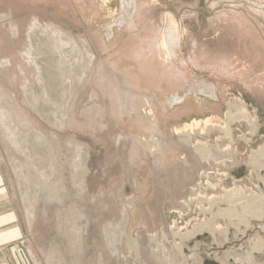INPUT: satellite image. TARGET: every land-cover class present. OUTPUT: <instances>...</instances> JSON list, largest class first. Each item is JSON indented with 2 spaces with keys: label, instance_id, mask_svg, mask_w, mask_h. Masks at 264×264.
Wrapping results in <instances>:
<instances>
[{
  "label": "rangeland",
  "instance_id": "374dc122",
  "mask_svg": "<svg viewBox=\"0 0 264 264\" xmlns=\"http://www.w3.org/2000/svg\"><path fill=\"white\" fill-rule=\"evenodd\" d=\"M255 2L259 3L258 6ZM240 22H243L245 27H241ZM49 31H56L57 35L59 31V34L61 32L67 37L63 47L70 52L69 55L75 57H72L73 62L68 64L67 68L72 70V66H78L74 67L75 72L72 70L74 73L68 78H65L67 73L62 74L54 67L53 63H56L53 58L46 64L48 50L43 54L40 39L37 40L36 35H32L34 32L44 34ZM147 39L155 41L153 51L160 56L163 63L171 65L177 72L172 75H178V79L172 76L169 82L164 81L159 88L157 85L146 83L149 88L155 89L154 92L140 91L128 84L132 75L141 76L150 82L140 71L139 62L128 55L137 48L146 46ZM146 53L147 56L152 54ZM177 80H181L180 85ZM95 81L100 83L101 87ZM87 83L93 86V89L88 87ZM109 90H112V95L121 99L120 102L125 101V106H122L124 117L123 114H113L112 110L116 104L110 98ZM24 95L28 97L25 98ZM134 96H140L152 103L141 106L139 114L131 105L130 97L132 99ZM126 100L130 103L127 104ZM63 104L69 105L65 123H69L70 119L73 120V125L62 129L50 124L48 117H53L55 111L60 112ZM97 104H102V110L97 117L107 128L99 130V133H92L87 126H91L90 120L94 119L91 112H95L92 110ZM72 107L74 111L70 109ZM234 113H237V117H249L251 126L238 120L229 124L228 115ZM0 114L3 125L0 126V176L6 191L3 199L5 203L7 201L8 210L16 218L15 226H18L22 233V238L16 243L21 253L20 264H36L31 252L38 262L49 264V253L55 249L51 246L57 237V223L53 213L55 209H49V222L43 223L39 219L40 210L37 207L41 191L39 189L42 187L36 181H39L40 175L34 161L25 157L26 148H29L26 142L28 141L30 147L37 142L36 131L47 134L50 142L52 135H55L62 143L71 140L76 141V145L83 143L86 150L83 153L87 168L86 192L84 198L79 201L71 191L70 194L73 193L74 196H71L69 202L75 203L73 205L83 212L86 210L88 213H103L101 235L104 226L108 228L121 223L123 215L120 205L125 204L129 212V203L136 198L132 175L136 177L141 189L146 185L145 170L137 172L128 164L129 169L124 168V161L128 163L131 154L129 152L137 143L136 138L144 143L143 149L147 146L150 150L147 156L146 153L143 154L145 150H142V154L148 164L152 165L154 157L150 152L157 149V141L166 137L171 144L168 143L171 147L169 154L174 152L178 163L176 167L169 165V168L163 171V174L169 177L174 174V170L182 175L191 172V169L201 168L197 148L220 151V159H213L212 164L199 172L201 175L198 178L187 179L191 185L179 191L183 199H177L165 190V195L161 199L158 197L157 211L152 213L148 210L149 215H145L144 208L148 206L146 197L141 192L138 202L134 204V211L139 214L140 221L131 238L140 240L141 235L149 238L157 234L155 237H158V241L153 243L155 246L160 245L161 251L158 255L162 258L173 253L169 243L180 245L184 252L179 259H174L175 264H188L185 262L190 256V243L195 240V237L186 240L181 238H186L194 228L209 222L215 231L220 232L210 234L211 238H215L217 242L220 236H225L226 239L225 244L213 248L210 254L220 253L223 256L225 252H230L243 255L251 248H264V217L259 219L256 216L262 215V209L264 212V0H0ZM20 116L24 121L20 120ZM120 117H123L124 121L122 124H116L118 122L114 120L118 121ZM87 120L90 121L89 124ZM226 127H229L231 138L225 134ZM146 128H149V132ZM124 138L126 142L122 140ZM122 141L126 144L121 143ZM121 156H125L124 159ZM256 161L260 170H256ZM24 177H29L33 182L36 179L35 184ZM151 177L157 193L159 188L163 189L160 186L164 184L159 180L158 174L151 173ZM27 182L33 186H29ZM240 198L244 200H239ZM153 200L155 198H149V201ZM32 202L37 206H33ZM65 205L66 208L64 205L58 206L63 209L64 214H68L69 204ZM154 206L153 203L151 207ZM244 207L250 209L249 213H245L244 221L240 223L246 210ZM34 208L37 210L33 211ZM221 211H229L226 213L230 216L226 214L224 218L218 217ZM232 211L237 212L239 217H233ZM27 212H30V215ZM130 218V224L137 219L131 214ZM69 222L66 218L64 230L66 226L68 228ZM168 228L171 240L167 237ZM128 237L130 238L129 235ZM13 246L15 245L11 244L9 247L6 264H19L11 251ZM70 246L69 243L68 256L66 253L63 255L62 251L57 254L60 255L62 264H75V260L81 256L77 249L72 251ZM93 247L95 252L87 255L82 264H98L99 253L96 250L101 247ZM103 250L104 261L113 264L114 260L109 257V251L104 245ZM260 255V259H253V264H264V249ZM123 257L126 264H144L132 254L124 253Z\"/></svg>",
  "mask_w": 264,
  "mask_h": 264
},
{
  "label": "bare ground",
  "instance_id": "6f19581e",
  "mask_svg": "<svg viewBox=\"0 0 264 264\" xmlns=\"http://www.w3.org/2000/svg\"><path fill=\"white\" fill-rule=\"evenodd\" d=\"M252 2H254V0H252ZM256 5L258 6V2H255ZM87 5V4H86ZM238 5V4H237ZM88 8V7H87ZM86 8V9H87ZM260 8V7H259ZM84 10V9H83ZM262 10V9H261ZM260 10V11H261ZM37 24V23H36ZM35 24V26H36ZM242 26H244V23L240 22L239 23ZM33 26V25H32ZM240 27V26H239ZM245 27V26H244ZM37 28V27H36ZM14 29V28H13ZM34 30V29H33ZM14 33H16L15 29L13 30ZM52 31V30H51ZM35 34L32 33L33 37L35 36V39L39 40L41 42V46H43V54H46V49L48 50L47 55L49 54V56H47L48 58L45 60L46 64L48 65V63L52 60V58L54 59V62L56 63V65L53 63L54 67H57L63 74L67 73V75H65V78H68V76L72 75L75 72V68H77L75 65L72 66V70H74V72L72 73V70L67 68L68 64H71L73 62V58L74 56L69 55L70 52L68 50L64 49V42H66L67 37L66 35L62 34L58 31V35L56 34V31L54 32H48V33H44V34H38L37 32H34ZM38 34V35H37ZM31 36V35H30ZM32 37V36H31ZM32 37V38H33ZM69 37V36H68ZM30 38V37H29ZM48 40H51V42H48ZM35 43V42H34ZM40 44V43H39ZM37 44V46L39 45ZM67 44V43H66ZM69 44V43H68ZM146 46L141 47V48H137V50L129 53L128 55H130V58H133L135 60H137L140 64V71H142V73L144 75H146L147 79L150 80V82H147V80H144L141 76H137V75H132V77L130 76L128 81L129 86L137 89V90H145V91H155L154 88H149L146 83H148L149 85H157L158 88L159 86H161V84L165 81L169 82L170 79H172L173 77H177L178 79V75H172L175 74L177 72H175L171 65L169 64H165L162 62V60L159 58L160 56L153 51L156 46L155 41H152V39H147ZM32 47V46H31ZM34 47V45H33ZM31 49V48H30ZM37 50V49H36ZM35 50V51H36ZM33 51V50H31ZM30 51V52H31ZM27 51H25L26 54ZM40 52V51H39ZM74 53V51H72ZM152 53L151 55L149 54L147 56V53ZM158 52V51H157ZM32 53V52H31ZM30 53V54H31ZM37 53V52H34ZM29 54V55H30ZM38 54V53H37ZM77 54V53H76ZM27 55V54H26ZM25 55V56H26ZM42 55V54H41ZM45 56V55H44ZM23 57V56H22ZM33 57V56H32ZM35 57V56H34ZM39 57V56H38ZM25 58V57H24ZM31 58V57H30ZM75 58V57H74ZM27 60V58L25 59ZM37 60V59H35ZM161 60V61H160ZM30 61V60H29ZM3 62V61H2ZM25 62V61H24ZM32 62V61H31ZM34 62V61H33ZM80 62V61H79ZM44 63V62H43ZM23 64V63H22ZM35 64V63H34ZM37 64V63H36ZM52 64V63H50ZM75 64V63H74ZM29 65V63H28ZM45 65V63H44ZM46 65V66H47ZM83 65V64H82ZM6 66V65H5ZM35 66V65H34ZM40 66V65H39ZM8 67V66H7ZM23 67H26L23 65ZM52 67V66H50ZM75 67V68H74ZM4 68V67H3ZM46 68V67H44ZM26 69V68H25ZM51 69H54L53 67ZM38 70V69H37ZM47 70V68L45 69ZM81 70V69H79ZM49 71V70H48ZM145 71L147 72V74H145ZM24 72V70H23ZM28 73V72H27ZM35 73V72H34ZM51 72H49L50 74ZM59 73V72H58ZM100 73V71L98 72ZM141 73V72H140ZM21 74V73H20ZM29 74V73H28ZM56 74V73H54ZM101 74V73H100ZM135 74V73H134ZM31 75V74H30ZM41 75V74H40ZM76 75V74H74ZM23 76V75H22ZM27 76V75H26ZM39 76V75H37ZM47 76H48V72H47ZM56 76V75H55ZM59 76V75H58ZM56 76V77H58ZM98 76V75H97ZM97 76L95 77V79L97 78ZM106 76V75H105ZM153 78H151V77ZM36 77V76H35ZM46 77V75H45ZM49 77V76H48ZM25 78V75H24ZM53 78V77H52ZM71 78V77H70ZM69 78V79H70ZM75 78V77H74ZM40 78H38L39 80ZM49 79V78H48ZM59 79V78H58ZM68 79V80H69ZM73 79V78H72ZM71 79V80H72ZM94 79V78H93ZM94 79V80H95ZM100 79V77L98 78ZM97 79V80H98ZM24 80V79H22ZM26 80V79H25ZM29 82V79H27ZM74 80V79H73ZM41 81V80H40ZM50 81V80H49ZM61 81V80H60ZM70 81V80H69ZM92 80H90L91 82ZM42 82V81H41ZM40 82V84H41ZM58 82V81H57ZM62 82V81H61ZM60 82V83H61ZM96 82V81H95ZM93 82V83H95ZM181 80H177V84L180 85ZM50 83V82H49ZM72 83V82H71ZM44 84V82H43ZM47 84V82H46ZM52 84V81H51ZM56 84V83H55ZM85 84V83H84ZM97 84V82H96ZM29 85V84H28ZM45 85V84H44ZM88 87L90 86L87 83ZM99 85V87H101V84H97ZM30 86V85H29ZM48 86V85H47ZM53 86V85H52ZM86 86V85H84ZM26 87V86H25ZM61 87V86H60ZM91 87V86H90ZM93 87V86H92ZM91 87V88H92ZM32 88V87H30ZM45 89H48L47 87H44ZM56 88V87H54ZM63 88V86H62ZM65 88V87H64ZM72 89V88H71ZM84 89V88H83ZM86 89V88H85ZM93 89V88H92ZM101 89V88H99ZM204 89H207L206 87H204ZM26 90V89H24ZM158 90V89H157ZM28 91V90H27ZM44 91V90H43ZM159 91V90H158ZM50 92V91H49ZM62 92V91H61ZM72 92V91H71ZM109 92L111 93L110 98H112V101L115 105L113 111V114H119L120 116H122L123 112H122V106H125V101L118 98V96L116 95H112V90H109ZM211 92L213 93V90L211 89ZM24 93L26 94V92L24 91ZM46 93V92H45ZM69 93V92H68ZM65 94V93H64ZM136 94V93H135ZM49 95V94H48ZM145 95V94H144ZM25 96V95H24ZM31 96V95H30ZM47 96V95H46ZM28 97V96H27ZM25 96V98H27ZM58 97V96H57ZM132 97V95H131ZM130 97V101H131V105L133 106V110L136 111L137 113H141L138 112L139 109H141L140 107L143 105H147L149 102L152 103L150 100H144L143 98H140V96H134L132 99ZM147 97V96H145ZM33 98V97H32ZM46 98V97H45ZM55 98V97H54ZM67 98V97H66ZM72 98V97H71ZM105 98V97H104ZM43 99V98H42ZM116 99V100H113ZM129 99V98H128ZM27 100V99H25ZM46 100V99H45ZM48 100V99H47ZM72 100V99H71ZM104 100V99H103ZM118 100V101H117ZM33 101V100H32ZM52 101V100H51ZM82 101V100H81ZM102 101V100H101ZM111 101V100H110ZM29 102V101H28ZM38 102V101H37ZM40 102V101H39ZM54 102V100H53ZM52 102V103H53ZM66 102V101H65ZM64 102V103H65ZM103 102V101H102ZM127 102V100H126ZM17 103V102H16ZM30 103V102H29ZM36 103V101H35ZM99 103V102H98ZM119 103V104H118ZM122 103V104H120ZM130 102H127V104ZM18 104V103H17ZM44 104V103H43ZM51 104V103H50ZM56 104V103H55ZM54 104V105H55ZM78 104V102H77ZM104 104V102H103ZM118 104V105H117ZM154 104V103H153ZM32 105V104H31ZM61 105V104H60ZM64 105V104H63ZM74 105V104H73ZM130 105V104H129ZM152 105V104H151ZM69 105H64V107H62L58 112L55 111L53 117H51V115L48 117V121L50 122V124H54L55 126L59 127V128H65L68 126H72L73 125V120L68 119L69 123H65V118H67V114H68V108ZM72 106V105H71ZM75 106V105H74ZM96 106V107H95ZM107 106V105H106ZM14 107V106H13ZM38 107V106H37ZM36 107V108H37ZM77 106H75L76 108ZM93 107H95L92 111L95 112H91L93 113V117L94 119L90 120L91 121V126H87L88 128L91 129L92 133H99V130H104L105 124H103L104 122L101 123V119H99L97 116L99 115V111L102 110V104H97L94 105ZM128 107V106H127ZM131 107V106H130ZM31 108V107H30ZM52 108V106H51ZM78 108V107H77ZM125 108V107H124ZM20 109V108H19ZM35 109V108H34ZM38 109V108H37ZM50 109V108H48ZM47 109V110H48ZM70 109H73L70 108ZM51 110V109H50ZM39 111V110H38ZM74 111V109L72 110ZM70 110V112H72ZM76 111V110H75ZM141 111V110H140ZM21 112V111H20ZM26 112V111H25ZM40 112V111H39ZM38 112V113H39ZM49 112V111H48ZM52 112V111H51ZM108 112V111H107ZM106 113V111H105ZM125 113V112H124ZM135 113V112H134ZM26 114V113H25ZM24 114V115H25ZM50 114V113H49ZM63 114V115H60ZM74 114V113H73ZM72 114V117H73ZM86 114V113H84ZM136 114V113H135ZM235 114V115H234ZM234 114H229L228 115V122L229 124H232L234 121L238 120L240 122H244L246 123L249 127L251 126V121L249 117H237V113ZM45 115V114H44ZM89 115H91L89 113ZM138 115V114H137ZM19 116V115H18ZM17 116V117H18ZM76 116V115H75ZM85 116V115H84ZM125 115L123 114V117ZM25 117V116H24ZM69 117V116H68ZM77 117V116H76ZM91 117V116H90ZM111 117V116H110ZM122 117V118H123ZM20 120L22 119V121H24L23 118H21V116L19 117ZM18 118V121H19ZM26 118V117H25ZM47 118V117H46ZM71 118V117H70ZM75 118V117H74ZM73 118V119H74ZM86 118V117H85ZM106 118V116H105ZM113 118V117H112ZM121 117L118 119V121L115 119L114 122H118L116 124H122V122L124 121ZM138 118L140 120V117L138 115ZM137 118V119H138ZM27 119V118H26ZM72 119V118H71ZM77 119V118H76ZM87 119L88 116H87ZM243 119V120H241ZM75 120V119H74ZM101 120V121H100ZM142 120V118H141ZM145 120V119H144ZM2 118H1V114H0V126L2 124ZM17 121V122H18ZM21 121V122H22ZM29 121V120H28ZM47 121V120H46ZM80 121V119H79ZM89 120H87V123L89 124L90 122ZM20 122V121H19ZM86 122V121H85ZM14 123V122H13ZM26 123V122H25ZM140 123H142L140 121ZM145 123V122H144ZM17 124V123H16ZM15 124V125H16ZM20 124V123H19ZM77 124V122H76ZM84 124V123H82ZM86 124V123H85ZM87 124V125H88ZM148 124V123H147ZM154 124V123H153ZM156 124V123H155ZM18 125V124H17ZM31 125V124H30ZM104 125V126H103ZM143 125V123L141 124V126ZM150 125V124H149ZM140 127V124L138 125ZM145 126H147L145 124ZM144 126V127H145ZM153 126V125H152ZM156 126V125H155ZM14 127V126H13ZM16 127V126H15ZM18 127V126H17ZM77 127V126H76ZM79 127V126H78ZM85 127V125H84ZM86 127V128H87ZM110 127V126H109ZM143 127V126H142ZM1 128V127H0ZM26 128V127H25ZM25 128H23L24 130H26ZM31 128V126H30ZM69 128V127H67ZM83 128V126H82ZM107 128V127H106ZM105 128V130H106ZM141 128V127H140ZM150 128V127H149ZM149 128H146L147 130ZM156 128V127H155ZM229 127H226L224 129L225 134L228 138H231V132L228 129ZM21 129V128H20ZM81 129V128H80ZM84 129V128H83ZM142 129V128H141ZM158 129V128H156ZM2 130V129H1ZM15 130V129H13ZM31 130V129H30ZM61 130V129H60ZM159 130V129H158ZM157 130V131H158ZM210 130V129H209ZM33 131V130H32ZM31 131V132H32ZM90 131V130H89ZM146 131V130H145ZM162 131V130H160ZM16 132V131H15ZM35 132V131H34ZM149 132V130H148ZM163 132V131H162ZM161 132V133H162ZM223 132V131H222ZM164 133V132H163ZM189 133V132H188ZM191 133V132H190ZM7 134V133H6ZM23 134V133H22ZM29 134V133H28ZM27 134V135H28ZM196 134V133H195ZM200 134V133H199ZM47 135V134H46ZM45 135V133L43 134V132H37L36 131V138H37V142L33 143V145L31 144L32 147H30L28 141L27 143V147L26 148V155L25 157H28L29 160L34 161V166L37 170V172L39 173L40 176H42V178L39 176V181H36V179H34V182H38L39 186L42 187V189L40 188V194H39V198H38V207L37 209L40 210V221H42L43 223L45 222H49L50 220V211L49 209H51V207H53L55 209V211L53 213L54 214V219L55 222L57 223L56 225V240H54V242L52 243V249L51 253H49V264H62L63 262H61L60 260V255L58 256V252H61L63 255L66 253L68 256L67 251L68 250V245L69 243L71 244V249L72 251L74 249H77L80 253L81 256L78 257L75 260V264H82V261L86 260L87 255L92 254L93 252H95V249H93V245H95V248H97V246L99 245L101 248L97 249L96 251L99 253V257H98V264H107L104 261V257H105V250H103V245L106 246V248L109 251V257L112 258L114 261L113 264H126V260L123 257L124 253L125 254H132V256H135L138 260L142 261L144 264H175L173 261L174 259H179L182 254H183V247L176 246V245H172L170 244V250L173 253H170L172 255H170L169 257L164 256L163 258L158 255V252L161 251V247L159 246H155L153 242H157L158 241V237H149V238H144V236L141 235V239L140 240H136L133 237V231L134 229L139 225V215L136 214L137 211H134V204L136 205V203L138 202V198L139 195L141 194V192L143 193L144 197H146V205L148 206V208H144L145 211V215H149L148 210H150V212L155 213L157 211L156 209V203L158 202V197L161 199V197H163L165 195V190L168 191V193L173 194V196L180 197V189H182L183 187H188L191 185V182L188 181V178H192L193 180H195L196 178H198V176H200L201 174H199L200 171H202L206 166L212 164V160L213 159H220V157L222 156V153L220 151H211L209 149L206 148H197L196 149V153L198 155V157L200 158V163H201V168L200 169H191V172H187L186 174H180L181 172L174 170V174L171 175L170 177L166 174H163V171L167 170L169 167V165L171 166H175L178 165L177 160L174 158V152L173 154H169L171 147L168 145V140H166V137H164V139L160 138V141H157V143L155 144L156 146V150L150 152V155L153 156L154 158L152 159V165L148 164V162L145 160V157H143V154L146 153L149 154L148 152V147L146 146V149H143V144L141 143L140 140H138L137 138L135 139V141H137V143L133 146V148H128L131 149V153L130 154V160L128 161V163H126L124 161V168L125 169H129V166L131 165L132 167L135 168V170L138 172H141V170H145L147 174H145V183L146 185L142 187L138 184V181H136V177L132 175L133 178V185L136 189V198L132 200V202H130V209L129 212L127 211V208L125 207V204L120 205L122 207V212L121 215H123L122 217V221L121 223L119 222V224L117 223V225L111 226V227H106L104 226L103 228V236L101 235L102 229H101V225L103 224V219L102 215L103 213H101V211H96L97 214L94 213H88L83 212L79 209H77L72 203L71 201L69 202L71 196L76 197L79 201L84 198L85 196V177L87 174V168H86V161H85V157L83 156V153L86 151L83 143H79V145H76V141L73 142V140H71L70 142H66V143H62L58 140V138L55 135H52V137L50 138L52 141H49V138ZM51 135V134H50ZM94 135V134H93ZM134 135V134H133ZM141 135V134H140ZM6 136V135H5ZM4 136V137H5ZM19 136V135H18ZM32 136V135H31ZM95 136V135H94ZM99 137H102L101 135H98ZM97 136V137H98ZM162 136V135H161ZM160 136V137H161ZM165 136V134H164ZM17 137V136H16ZM98 137V140H99ZM31 138V137H30ZM135 138V137H134ZM8 139V138H7ZM73 139V138H72ZM133 139V137H132ZM26 140V139H24ZM35 140V138H34ZM101 140V139H100ZM125 140L126 139H122ZM17 142L20 140H16ZM66 141V140H65ZM110 141V140H109ZM139 141V142H138ZM149 141V140H148ZM24 142V141H23ZM125 142H121V143H125ZM6 143V141H5ZM25 143V142H24ZM61 143V144H60ZM120 143V144H121ZM190 143V142H189ZM20 144V143H18ZM78 144V143H77ZM126 144V143H125ZM134 144V143H133ZM170 144V143H169ZM16 145V144H15ZM129 145V142H128ZM171 145V144H170ZM191 145V144H190ZM17 147V145H16ZM20 147V146H19ZM85 147H87L85 145ZM131 147V146H129ZM182 147V146H181ZM8 148V147H7ZM22 148V147H21ZM124 148H126L124 146ZM19 149V148H17ZM121 150V149H120ZM142 150L145 152H143L142 154ZM20 151V150H19ZM127 151V150H126ZM130 151V150H128ZM127 151V152H128ZM150 151V150H149ZM9 152V151H8ZM120 152V151H119ZM128 153V154H129ZM88 154V153H87ZM86 154V155H87ZM77 155L78 158L76 157ZM85 155V154H84ZM124 155V154H123ZM145 155V154H144ZM24 156V155H23ZM127 156V155H126ZM149 156V155H148ZM172 156V157H171ZM89 157V156H88ZM122 157V156H121ZM125 157V156H123ZM122 157V158H123ZM77 158V159H76ZM121 158V159H122ZM152 158V157H151ZM124 159V158H123ZM122 159V160H123ZM27 160V158H26ZM194 161V160H193ZM15 163V162H14ZM130 163V164H129ZM258 161H256V170H260L261 168L259 167V165L257 166ZM129 166H128V165ZM28 165V162H27ZM18 166V164H17ZM33 166V165H31ZM180 166V165H179ZM22 167V166H21ZM28 168V167H27ZM34 168V169H35ZM22 169V168H21ZM20 169V170H21ZM33 169V168H32ZM33 169V170H34ZM19 170V169H18ZM27 170V169H26ZM32 170V171H33ZM30 171V169H29ZM19 172V171H18ZM28 172V171H27ZM144 172V171H143ZM31 173V171H30ZM37 173V174H38ZM151 173L152 174H158V176H160L159 180H161V182L164 184V186H160L163 187L158 189V192L156 193L155 190V186L154 185V180L151 177ZM21 174V173H20ZM29 174V173H28ZM36 174V173H34ZM199 174V175H198ZM24 176V175H23ZM31 176V175H30ZM38 176V175H36ZM154 176V175H153ZM28 179H30L29 177H27ZM26 177H24V179L27 180ZM23 179V180H24ZM33 179V178H32ZM26 180H24L26 182ZM38 180V179H37ZM167 180V181H166ZM30 181H32L30 179ZM167 183H166V182ZM198 181V179L196 180ZM23 181H20V183ZM33 181L32 183L35 184ZM194 182V181H193ZM24 183V182H23ZM28 184H30L29 182H27ZM87 183V182H86ZM26 184V183H24ZM33 184L29 185V186H33ZM197 184V183H196ZM162 185V184H161ZM28 186V185H27ZM36 186V185H35ZM87 186V185H86ZM35 188V187H33ZM32 188V189H33ZM28 190V189H27ZM37 190V189H36ZM183 190V189H182ZM192 190V189H191ZM35 191V190H34ZM71 191L74 192L71 193ZM31 192V189H30ZM121 192V191H120ZM156 193V194H155ZM132 194V193H130ZM128 194V197H130ZM24 196V194H23ZM28 196V195H27ZM157 196V198H156ZM26 197V196H25ZM24 197V198H25ZM114 197V196H113ZM152 197L153 199L155 198V200L153 201H149V198ZM31 198V197H30ZM100 198V197H99ZM132 198V197H131ZM181 199H183V197H180ZM29 199V197L27 198ZM185 199V198H184ZM226 199V198H225ZM242 198H240L239 200H241ZM173 200V199H172ZM180 200V199H179ZM232 200V199H231ZM244 200V198L242 199ZM253 200V199H252ZM33 201V199H32ZM77 201V200H76ZM117 201V200H116ZM176 201V200H175ZM230 201V199H229ZM28 202V201H27ZM75 202V201H74ZM82 202V201H81ZM124 202V201H123ZM161 202V201H160ZM178 203V201H176ZM225 202V201H224ZM231 202V201H230ZM230 202H226L229 203ZM233 202V201H232ZM235 202V201H234ZM243 202V201H242ZM30 203V202H29ZM108 203V202H107ZM154 203V208L151 207V205ZM239 203V202H237ZM236 203V204H237ZM37 204V203H36ZM65 204H69V207H67V212L68 214H64L63 209L59 208L58 205H64V207L66 206ZM122 204V203H121ZM140 204V203H139ZM160 204V203H159ZM235 204V203H234ZM241 204V202H240ZM243 204V203H242ZM263 204V203H262ZM31 205V204H30ZM33 205V202H32ZM35 205V204H34ZM33 205V206H34ZM81 205V204H79ZM91 205V204H90ZM37 206V205H35ZM78 206V205H77ZM119 206V207H120ZM61 207V206H60ZM100 207H102L100 205ZM213 207V205H212ZM231 207V206H230ZM242 207V206H241ZM66 208V207H65ZM64 208V209H65ZM233 208V207H232ZM244 208L246 210H244ZM243 210L245 211L243 215V217L241 216V220L240 223H242L244 221V216L245 213H249V209L250 207H244ZM253 208V207H251ZM36 208L33 209V211ZM36 209V210H37ZM85 209V208H84ZM28 210V209H27ZM101 210V209H100ZM104 210V209H103ZM143 210V209H142ZM209 211V210H208ZM252 211V210H251ZM32 212V209H31ZM95 212V211H93ZM219 212V211H218ZM226 212L229 213V211H225V212H220L219 215H217L218 217H225L226 216ZM28 214L30 212H27ZM39 213V212H38ZM133 215V217L137 218L135 219L132 224H130L131 218H130V214ZM233 217H239L236 213L237 212H233ZM251 213V212H250ZM262 215H256L257 218L262 219L264 217V212L263 209L261 210ZM27 214V215H28ZM33 214V213H32ZM31 214V215H32ZM236 214V215H235ZM30 215V214H29ZM36 215V214H35ZM38 215V214H37ZM229 215V214H227ZM255 215V214H254ZM34 216V215H33ZM67 216V217H66ZM230 216V215H229ZM254 216V217H256ZM29 218V216H27ZM104 217V216H103ZM228 217V216H227ZM253 217V216H252ZM253 217V218H254ZM31 218V217H30ZM29 218V219H30ZM37 218V217H36ZM66 218H68V221H70L69 223H67L68 228L66 226L65 230L63 229V224L66 223ZM231 218V217H229ZM38 219V218H37ZM32 222V221H31ZM37 224L39 222V220L36 221ZM108 222V221H107ZM36 224V223H35ZM106 224V223H105ZM104 224V225H105ZM129 224H130V228H129ZM34 225V224H33ZM211 222L201 225V226H197V228H194L193 232L191 234H189L186 238H181V240H186L192 237H195V240L190 243L191 246V251L188 252V254L190 255L189 257L186 258L185 263L188 264H207V259L212 260L217 262V264H253V259H260L261 255V251L264 249L262 248V246L260 248L256 247L253 249L251 248V250L243 253V255H238L236 253L234 254H230V252H225L224 254H222L223 256H221V254H210V251L214 248L216 249V247L218 246H222V244H225L224 242H226L225 236H220L219 241L217 242V240H215V238H211L212 236L210 234H215V233H219V231H215L214 227ZM110 226V225H109ZM43 227V226H42ZM35 228V227H34ZM36 230V229H35ZM50 231V230H49ZM51 233V232H50ZM167 237L171 240V235H170V231L169 228L167 230ZM54 234V233H53ZM235 234V233H234ZM128 235L130 236V238L128 237ZM41 236V235H40ZM178 236V235H177ZM103 237H104V241L105 244H103ZM176 237V236H175ZM206 237H209V239H205ZM233 237V236H232ZM173 238V237H172ZM43 239V238H42ZM167 239V240H169ZM52 240V239H51ZM53 241V240H52ZM63 242V243H62ZM170 242V241H168ZM41 243V242H40ZM49 243V241H48ZM47 245V244H46ZM51 245V244H50ZM255 245V244H254ZM169 246V245H168ZM43 247V246H42ZM46 247V246H45ZM50 247V248H51ZM64 248V250H62ZM70 249V248H69ZM213 249V250H214ZM60 250V251H59ZM257 251H260L259 253ZM107 252V250H106ZM170 252V251H169ZM78 253V252H76ZM75 253V254H76ZM241 253V252H240ZM263 254V252H262ZM31 255L33 257V259L35 260L36 264H42L40 262H38L35 257L33 256L32 252ZM52 255V256H51ZM164 255V254H163ZM70 256V255H69ZM78 256V254H77ZM207 256V257H206ZM48 257V256H47ZM46 257V258H47ZM66 257V256H65ZM89 257V256H88ZM107 257V255H106ZM256 257V258H255ZM109 258V259H110ZM72 259V257H71ZM67 260V257H66ZM74 260V259H73ZM96 260V259H95ZM107 260V259H106ZM111 260V259H110ZM134 260V258H133ZM69 261V260H68ZM109 261V260H107ZM90 262V261H89ZM94 262V261H93ZM135 262V261H134ZM110 263V262H109ZM47 264V263H46ZM72 264V263H71ZM140 264V263H139ZM176 264H180L179 262H177Z\"/></svg>",
  "mask_w": 264,
  "mask_h": 264
},
{
  "label": "crops",
  "instance_id": "0c3cea01",
  "mask_svg": "<svg viewBox=\"0 0 264 264\" xmlns=\"http://www.w3.org/2000/svg\"><path fill=\"white\" fill-rule=\"evenodd\" d=\"M6 194L4 189L3 178L0 176V199L2 200ZM9 206L7 201L5 203L0 201V264H6V260L9 258V247L10 245H15L12 248V253L18 259L20 264L21 253L19 251V246L16 243L22 238L21 230L18 226H15L16 218L8 210Z\"/></svg>",
  "mask_w": 264,
  "mask_h": 264
},
{
  "label": "water",
  "instance_id": "95a60500",
  "mask_svg": "<svg viewBox=\"0 0 264 264\" xmlns=\"http://www.w3.org/2000/svg\"><path fill=\"white\" fill-rule=\"evenodd\" d=\"M130 196V195H129ZM139 213V212H138ZM139 215V214H138ZM140 217V216H139ZM205 239H209V237H206ZM207 257V256H206ZM207 264H217V262L207 259Z\"/></svg>",
  "mask_w": 264,
  "mask_h": 264
}]
</instances>
